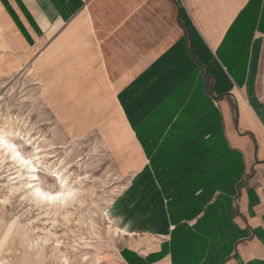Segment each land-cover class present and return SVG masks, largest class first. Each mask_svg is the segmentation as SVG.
Segmentation results:
<instances>
[{"label": "crops", "instance_id": "obj_1", "mask_svg": "<svg viewBox=\"0 0 264 264\" xmlns=\"http://www.w3.org/2000/svg\"><path fill=\"white\" fill-rule=\"evenodd\" d=\"M0 23L5 54L94 55L116 88L119 264H264V0H0Z\"/></svg>", "mask_w": 264, "mask_h": 264}, {"label": "rangeland", "instance_id": "obj_2", "mask_svg": "<svg viewBox=\"0 0 264 264\" xmlns=\"http://www.w3.org/2000/svg\"><path fill=\"white\" fill-rule=\"evenodd\" d=\"M0 42V125L10 121L16 130L26 131L29 136L25 139L31 137L33 145L17 136L14 141L20 151L33 157L34 147L42 148L54 164L52 171L66 167L72 183L80 181L84 193L82 204L71 207L68 222L53 219L44 209L41 213L22 196L7 204L6 210L0 207V264H34L35 256L25 250L32 255L43 253L45 264H59L51 249L41 250L37 244V236L45 231L42 228L58 233L61 251L73 264H91L94 254L99 256V264H119L121 249L133 237L125 235L130 233L129 226L116 224L114 203L133 177L136 168L129 164L138 153L116 103V88L108 85L107 74L99 69L94 55H82L86 62L78 63L74 61L78 56L57 54V48L44 49L45 53L35 54L32 60H25L23 54H5L8 41L1 23ZM17 43L20 48L25 44L21 38ZM69 66L73 68L67 69ZM78 67L84 68L74 69ZM258 84L264 96V46ZM51 142L53 146L48 145ZM37 166V182L55 191L60 186L58 178ZM17 170L11 160L0 161V199L8 185L18 181ZM99 207L105 212L110 209V217Z\"/></svg>", "mask_w": 264, "mask_h": 264}, {"label": "bare ground", "instance_id": "obj_3", "mask_svg": "<svg viewBox=\"0 0 264 264\" xmlns=\"http://www.w3.org/2000/svg\"><path fill=\"white\" fill-rule=\"evenodd\" d=\"M13 125L10 121L6 122V124L3 126L2 124L0 125L1 126L0 127V161L3 160V162H5L6 160H11V162H13L14 165H16V168L18 169L17 170L18 176L15 177V179L17 178L18 181L13 182L8 185V190L0 199V207L6 210L5 208L7 204L8 205L9 203L11 204L12 203L11 201H13L14 198H18L22 196L27 201L33 202L35 204L33 206H36L37 209L41 211V213H42V210L44 209L43 211L44 214L52 215L53 219H57L61 217L65 222L66 221L68 222L72 215L71 213L72 211H70L71 207L75 206V204L77 203L78 205L82 204L83 202L84 193L82 194L81 192L82 190L81 188L83 187L80 185L81 182L78 181L77 182L78 185L77 183L73 184L71 180L70 171H68L66 167L60 166L56 168L55 171L53 172L52 170H53L54 164L52 163V161L50 162L48 153L46 151H41L42 150L41 147H40L41 150H38V147L36 148L34 147L35 153L33 154V157L32 156L27 157L23 151H20L21 149H19L17 143L14 141V138H16L17 136H20L23 139H25L27 136H29V134L26 133V131L21 130V129L16 130L13 127ZM10 136L12 138H10ZM31 139L32 138L29 137L28 139H25V140L27 141V143L33 145V142ZM46 141L47 139L43 140L44 143ZM53 144L54 143L51 142L48 145L53 146ZM37 164H40L41 167H45L46 170L53 172L55 174L54 177L56 176L58 178L60 182V186H58L56 190L54 189L55 191H52L49 188H45L41 183L37 182L38 180H40L39 174H38L39 169H38ZM99 208L101 209V213L103 214L105 213V215L110 217V214H111L110 209L107 208L105 212V208L104 209L101 207ZM39 215H40V212H39ZM91 223L93 224L94 222L91 220ZM93 227L95 228V226ZM51 229L52 228L50 229L42 228V230H45V231L42 234H39L37 236L36 238L37 244L41 245L42 247L41 250H43L45 247H47L48 249H51L53 257L57 258V260L59 261V264H71L72 262L70 261L68 254L61 251L62 249L60 248V245L62 242L60 240V237L58 236V233L52 231ZM90 229L92 230V228ZM25 253L27 255L35 256L36 260L34 264H45L44 262L45 258L43 256V253L37 254L36 252H34V255H32L30 252L26 250H25ZM84 255L87 256L86 253ZM48 258H51V256ZM92 259H93L92 260L93 263L91 264H99L100 258L98 254H94V258Z\"/></svg>", "mask_w": 264, "mask_h": 264}]
</instances>
